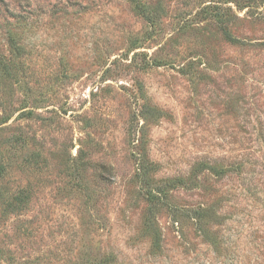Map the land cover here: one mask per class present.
<instances>
[{"label":"rangeland","instance_id":"obj_1","mask_svg":"<svg viewBox=\"0 0 264 264\" xmlns=\"http://www.w3.org/2000/svg\"><path fill=\"white\" fill-rule=\"evenodd\" d=\"M0 264H264V0H0Z\"/></svg>","mask_w":264,"mask_h":264},{"label":"trees","instance_id":"obj_2","mask_svg":"<svg viewBox=\"0 0 264 264\" xmlns=\"http://www.w3.org/2000/svg\"><path fill=\"white\" fill-rule=\"evenodd\" d=\"M145 171H146V170L144 169V170H143L144 174H145Z\"/></svg>","mask_w":264,"mask_h":264}]
</instances>
